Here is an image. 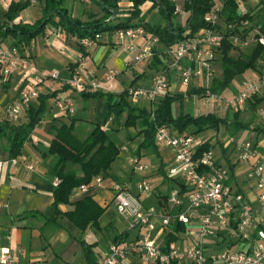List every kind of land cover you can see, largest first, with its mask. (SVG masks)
<instances>
[{"label":"built area","instance_id":"obj_1","mask_svg":"<svg viewBox=\"0 0 264 264\" xmlns=\"http://www.w3.org/2000/svg\"><path fill=\"white\" fill-rule=\"evenodd\" d=\"M19 1V0H13ZM30 4L39 0H25ZM89 3L90 0H80ZM221 5L214 3L204 15L207 27L198 30L167 50L165 66L153 72L145 86L130 85L126 88L128 101L137 106L139 100L146 101L151 113L159 100L170 92L171 75L185 94L192 86L208 88L215 78V64L218 51L223 41H227L233 49L240 48L249 41L264 46V37L251 36L241 39L237 29L248 28L249 20L237 23H223L220 16ZM175 14L182 15L183 10L175 8ZM259 28V27H258ZM257 29V27H256ZM100 38L96 34L93 39L77 40L79 46L87 48ZM114 39L124 51L134 53L133 64L151 63L154 58V44L157 39L149 36L141 25L120 29L114 32ZM25 53V47L0 45V72L2 80H6L17 72L31 71L34 83L12 100L4 109L7 120L18 123L21 116L33 101L40 95L38 84L42 78ZM83 66L76 69L63 86L72 90H91L112 92L118 76L117 70L106 72L101 78H88L82 72ZM255 77L251 81H243L236 93L230 98L209 95L204 101L212 102L224 110L245 111L248 103L255 96H261L264 88V61L254 70ZM51 78L57 79L56 74ZM178 93V92H177ZM59 109L73 113L70 101L60 100L56 103ZM260 122L264 123V107L256 112ZM212 134H208L211 132ZM214 132V133H213ZM244 138L241 134L225 137L210 129L201 133L186 130L178 132L172 127L157 128L154 141L156 145L170 148L173 151L174 166L168 170L169 178L174 185L169 190L165 205L160 209L146 208L141 197L149 196L153 187L147 180L136 184V194L127 186L114 184L113 205L118 215L124 217L130 228L136 229L133 239H120L110 243L107 252L98 264H121L133 254L141 256L145 264H264V133ZM204 150H200L204 146ZM222 149L221 159L229 162L228 167L215 159L213 149ZM236 154V158L225 157L226 153ZM132 169L145 172L149 166L134 156L128 159ZM12 165L16 158L10 159ZM3 161L0 159V172ZM245 165L239 184L238 165ZM31 170L32 165H27ZM102 178L94 177L89 184L76 188L85 192L100 185ZM59 180L54 178L53 186ZM182 224L196 230V238L185 249L169 248L167 251L156 242V233L169 229L171 224ZM223 249L207 252L205 241L220 239ZM239 246L236 250L233 247ZM0 264H13L8 250H1Z\"/></svg>","mask_w":264,"mask_h":264},{"label":"crops","instance_id":"obj_2","mask_svg":"<svg viewBox=\"0 0 264 264\" xmlns=\"http://www.w3.org/2000/svg\"><path fill=\"white\" fill-rule=\"evenodd\" d=\"M172 1L176 3V7L182 9L183 0ZM222 3L223 0H220L218 4L222 5ZM35 4L40 7L39 18H41L44 3L39 1ZM65 6L74 17L80 19L78 14L71 10V6ZM119 9V16H128V13L121 12L131 9L130 1L119 0ZM6 10L5 8L0 11L1 19L4 17ZM141 10L140 19L145 23L151 25L163 23L157 9H152L151 4L145 3ZM90 12L91 11H89V13ZM182 15H185L186 18L188 17V13L184 11ZM182 15L180 16L182 17ZM80 16L86 17L85 19H80L82 21H85L88 17L87 15ZM185 20L183 22H176L183 25ZM45 31H47L46 34L44 33L36 37L25 47V53L32 64L31 68H35L38 75L42 78V82L37 85L40 94H56L54 97L48 99L47 111L43 115L42 121L32 130L29 140L23 145L21 155L16 158L17 163L15 165L9 162L4 151L7 146L6 140L4 138L0 139L2 143V145H0V159L3 161L0 172V252L1 250H8L13 259V264H86L83 254V245H90L93 248L97 243V234L106 233L107 236H109V246L114 236L126 234L125 239H133L136 236V231H131L129 234L127 230V220L116 213L113 205L114 184H121L115 173V170H117V166L114 167L115 161L107 171V177L102 178L100 185L94 186L85 192H78L74 189L69 198V203L59 206L60 211L64 213L71 210L75 202L87 196L92 197L103 210L97 220L99 225L98 230L89 226L81 235L79 230L73 227L65 218L59 219V223L62 226L61 228L55 225H49L42 230L40 229L43 220L32 214H43L47 211L53 202V191L56 188L53 186L54 178L52 179L49 176L50 171L58 161L57 155L49 153V145L52 140L50 130L52 127L59 126L60 124L68 126L70 120L74 119L75 127L82 137L90 131L91 124H96L109 133L111 141H113L111 135L114 134L115 131L122 130L125 131V138L128 140L127 145L131 146V148L140 141L136 140L135 137L137 134L133 128L125 129L123 127L125 120L124 116L120 124L114 121L113 116L106 117L107 113L104 108V98L97 97L96 99L83 100L80 97L79 90H72L70 88L62 90V80L67 79L76 69V67H74L73 70H71L74 64L83 66L82 72L85 75L89 73V75L87 74L88 78H101L106 72L117 70L119 74L114 82V90L110 92L117 95L125 90V88L119 89L117 87V82L122 75L130 72L133 76V80H135L133 85L145 86L148 84L153 71L149 69L150 63L148 62L133 64L134 53L126 52L116 44L114 32L101 33L100 38L95 44L87 48L82 47L84 50V56H82L81 52L78 50L77 39L75 37L66 36L59 30L49 26ZM148 35L151 36V34ZM8 38L10 41L6 44L5 41ZM8 38L1 41L0 45L4 44L1 46H11L13 39L11 37ZM251 45L255 47V43L249 41L248 44L240 48H232L228 52V56L237 59L241 54L248 55L244 50ZM168 49L169 47L161 43L156 42L154 44L155 53L160 61L159 69L165 66ZM252 70L254 72V69ZM30 73L31 71L17 72L6 79L7 87H3L0 84V121L7 119L4 111L5 107L14 100L22 90L28 89L34 83V78ZM51 74H56L57 79L51 78ZM254 75H256L255 72ZM172 79L174 82H172ZM170 84V92H175L178 86L174 80L173 73L171 75ZM181 90L182 88H180L178 93ZM261 96H264V88ZM60 100H68L72 103V114L58 108L56 103ZM36 102L37 100L33 101L32 104L35 105L37 104ZM52 107L58 110V114H51ZM262 107H264V102L258 105L257 109ZM246 111H248V108ZM25 121L26 115L24 113L17 124L21 125L25 123ZM109 123H111L112 126L110 131L105 128ZM239 134L244 138L253 135V133L249 131H242ZM113 143L116 145L114 141ZM116 147L119 150H126L127 146L116 145ZM148 155L153 154L141 151L139 159L142 160V158ZM160 160V162H162V158H160ZM27 165H32L33 168L29 170L26 168ZM149 169L147 171H149ZM158 169L159 167L152 170L154 175L160 174L158 173ZM237 170L239 171V180L242 178L245 165H238ZM147 171L141 174H145ZM112 182H114V184H112ZM165 182L166 180L159 184H152V193L149 196L141 197V201L146 208L158 210L165 205L167 195H164L161 191ZM172 182L174 183V181ZM172 186L168 188V192ZM128 188L133 194H136L129 186ZM111 207L114 209V212L111 211ZM173 227L174 224H171L169 229L164 232L158 231L156 233V242L163 248L166 247L170 235L175 236V241L170 244L169 248L185 249L196 238V230L194 228L182 225L184 229L175 233L173 232ZM79 239L83 241L82 244L78 242ZM220 241L221 238L205 241L206 251L217 252L223 249L224 244H220ZM93 254L97 264L105 255L98 256L94 252ZM121 264L145 263L140 255L133 254L126 258Z\"/></svg>","mask_w":264,"mask_h":264},{"label":"trees","instance_id":"obj_3","mask_svg":"<svg viewBox=\"0 0 264 264\" xmlns=\"http://www.w3.org/2000/svg\"><path fill=\"white\" fill-rule=\"evenodd\" d=\"M39 1L44 3L42 16L32 24L17 21L19 13L30 5L29 2L23 4L10 3L8 5L4 17L0 18V42L11 37L13 46L26 47L36 37L43 35L48 26L59 30L66 36L75 37L79 40L84 38L93 39L96 34L113 33L120 29L141 25L145 28L147 34H151L152 37L157 39L158 43L170 48L181 40L192 36L198 30L207 27L203 17L215 3L214 0H183L182 10L188 13V17L181 25L174 21L177 15L175 14L176 3L172 0H129L131 9L128 10V16L123 17L122 20H117L120 13L119 0H90L92 4L99 7L101 15L89 14L85 21L71 14L64 4L65 0ZM145 3L151 4L152 9H157L163 21L162 24L151 25L140 19L141 8ZM237 8V0H223L220 11L222 22L238 24L242 20H249L250 26L248 28L236 30L241 39L244 40L251 36H254V38L264 37V6L257 11L256 16L252 13L238 15ZM114 11L116 12L115 15H113ZM77 46L79 52L84 56V50L78 42ZM230 49H232L231 45L226 40L223 41L216 57L221 61V79L214 78L208 88L191 87L185 94H166L159 100L152 113L144 108L131 107L126 89L117 95L110 92H90L91 90H81L79 94L83 100L96 99L97 97L104 98L106 117L113 116L114 121L120 124L124 116L123 127L125 129H138L137 135L141 136V140L135 148V156L137 157L140 156L141 151L160 157L154 137L157 128L162 126L172 127L178 132L188 130L196 134L210 129L218 131L221 126L230 136L242 131L256 132V134L264 133V123L260 122L253 126L252 118L245 122L242 120L240 111H235L230 119L218 118L214 114L192 116L180 113L177 117L172 115V104L174 102L183 101L185 96H221L230 86L234 77L249 69L256 70L258 65L264 61V46L260 44H255V48L250 55L241 54L237 59L228 56ZM76 66L77 64H74L71 70ZM159 66L160 61L155 53L149 69L156 72L161 69H159ZM134 82L135 80L131 82V85ZM0 84L7 87L6 80H2L1 72ZM66 88L68 87L63 86L62 90ZM55 94H40L37 104H30L25 111L26 121L21 125L13 124L7 119L0 121V139L4 138L7 142L4 151L9 160L21 155L23 145L29 140L32 130L42 121L43 115L47 111L48 99L54 97ZM262 102H264V96H255L248 103V111L251 112V115L256 114L257 107ZM50 133L52 140L49 145V153L57 155L58 161L50 171L49 176L52 179L57 178L59 183L53 191V202L47 211L43 214L32 215L43 220L41 230L49 225L61 228L60 218H65L73 227L79 230L81 235L89 226L98 230L97 220L103 210L92 197L87 196L75 202L73 208L64 213L60 211L59 206L67 205L72 191L83 184H89L94 177L106 178L107 171L118 156L119 149L111 141L109 133L96 124H91L90 131L84 137L79 135L74 119L70 120L68 126L60 124L52 127ZM207 147L206 145L200 150ZM158 173H162V165L159 167ZM183 229L182 225L177 223L174 224L173 232L177 233ZM125 237L126 234L114 236L112 242ZM174 241L175 236L170 235L163 250L167 251ZM78 242L83 243L80 239ZM83 254L86 264H97L92 246L83 245Z\"/></svg>","mask_w":264,"mask_h":264},{"label":"rangeland","instance_id":"obj_4","mask_svg":"<svg viewBox=\"0 0 264 264\" xmlns=\"http://www.w3.org/2000/svg\"><path fill=\"white\" fill-rule=\"evenodd\" d=\"M214 1L217 4L220 2V0H214ZM20 2H21V4H23L26 1L25 0H19V2H18V1H13V0H0V11L5 9V8L7 9L8 5L10 3H20ZM237 3H238V8H237V14L238 15H243L244 13H252L254 16H256L258 14L257 11L260 10L264 6V0H237ZM64 4L68 5L69 7L71 6V10L75 11V13L78 14L80 19L86 18V17H84V16L82 17L80 15H85V16L86 15L88 16L89 14H97L98 16L101 15V12L98 9V7L95 5H92V3H82V2H80V0H65ZM39 9H40V7H38V5L30 4L29 6H27L25 9H23L19 13L17 21H20L22 23H29V24L36 22L39 19V11H40ZM89 11H91L92 13L91 12L89 13ZM93 12H95V13H93ZM121 13H128V11H122ZM185 18H186L185 15H182V17L179 15V16L174 18V21L175 22L176 21L183 22L185 20ZM122 19H123V16H118V18H117V20H122ZM44 33L46 34L47 31H45ZM9 41H10V39L8 38L5 41V43L7 44ZM1 45H4V44H1ZM254 48L255 47H253V45H251L249 48L245 49L244 51H245V53H248V55H250ZM215 71H216L215 78L221 79V61H220V59H216ZM170 75H172V72H170ZM254 77H255V75H254V72L252 69H249V70L245 71L244 73L238 75L237 77H234L230 86L222 93V97H224V98L232 97L234 95V93H236V90L238 89V86L240 85V83H242L243 81H251L254 79ZM132 80H133L132 74L130 72L126 73V74L122 75L120 80L117 82V87L119 89H123V88L126 89ZM172 82H174L173 79H172ZM180 88L181 87L178 86L175 92L177 93L180 90ZM130 106L133 107L132 104H130ZM137 106H134V107L144 108V109L149 108L147 102L143 101V100H139ZM240 112H241V117H242L243 121L247 122L252 118L253 126H254V124L260 123V120L256 114L251 115L250 114L251 112L246 111V110L240 111ZM180 113L190 114L192 116L214 114L218 118L230 119V118H232L234 111H232L230 109L224 110L221 107H217L212 102L204 101V97H201V96H191V97L185 96L183 101H181V102L177 101V102H174L172 104V115L174 117H177ZM51 114L52 115L58 114V110L55 107H52ZM111 127H112L111 123H109V125H107L105 128H106V130L110 131ZM133 129H134L135 133L137 134L138 129H136V128H133ZM216 133L219 134L220 136H223V137H225V135L227 134L225 132L223 126H221L219 128V130L216 131ZM208 134L209 135L212 134V131L208 132ZM238 134H236V135H238ZM258 134H259V136H262L261 132ZM111 137H112L113 141L116 143V145H122L124 147L125 146L128 147V148L126 147V150H119L118 156L114 162L115 163L114 167L117 166L116 167L117 170H115V173L117 174V177H118L120 183L123 184L124 186L125 185H127V187L129 186L132 191L136 192V190H137L136 184L138 182L144 180V179L153 185L159 184L162 181L166 180L165 184H163V187L161 188V191L164 195H167L168 188L171 187L172 185H174V183L170 180L169 174H168L169 168L174 166L172 149L164 148L161 145H157V151H158V153H160V156H161L160 158H162V162H160L161 161L160 158H158L154 154L148 155V156L142 158L141 161L143 163L147 164L150 169L145 174H141L137 171H134L132 169V165L128 161L129 158L135 156V148L137 145H134L132 148H131V146L127 145L128 140H126V138H125V131L124 130L115 131L114 134L111 135ZM135 138L137 141L141 140V137H139L137 135ZM0 145H2L1 142H0ZM129 148H131V149H129ZM213 153H214L215 159L219 160L223 166L228 167L229 162H227L226 159H221L222 158L221 157L222 149L220 147H215L213 149ZM226 157H230L231 159L236 158V154H231L229 152V153H226L224 158H226ZM161 163H162V169H163L162 173H160L159 175H154L152 170L160 167ZM241 180H242V178L239 179V182H240L239 184L241 185V187L243 186V189L247 190L246 186H244L245 184L242 183ZM112 184H114V182H112ZM113 210L114 209L112 208L111 211L114 212ZM126 222H127V230L129 232V234L131 231L136 230V229L130 228V223L128 221H126ZM96 241H97L96 245L93 246V248H92L93 252L98 256L104 255L107 252L109 236H107L106 233L105 234H101V233L97 234L96 235ZM238 248H239V246L233 247L234 250L235 249L237 250Z\"/></svg>","mask_w":264,"mask_h":264},{"label":"water","instance_id":"obj_5","mask_svg":"<svg viewBox=\"0 0 264 264\" xmlns=\"http://www.w3.org/2000/svg\"><path fill=\"white\" fill-rule=\"evenodd\" d=\"M187 1H189V0H187ZM115 13H116V12L114 11V12H113V15H115Z\"/></svg>","mask_w":264,"mask_h":264}]
</instances>
